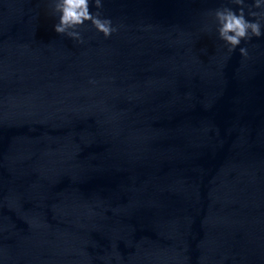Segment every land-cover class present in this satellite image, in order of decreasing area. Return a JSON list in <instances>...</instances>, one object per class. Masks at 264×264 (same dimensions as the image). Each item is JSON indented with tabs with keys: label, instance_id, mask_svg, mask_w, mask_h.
<instances>
[{
	"label": "water",
	"instance_id": "obj_1",
	"mask_svg": "<svg viewBox=\"0 0 264 264\" xmlns=\"http://www.w3.org/2000/svg\"><path fill=\"white\" fill-rule=\"evenodd\" d=\"M101 2L0 0V264H264V0Z\"/></svg>",
	"mask_w": 264,
	"mask_h": 264
},
{
	"label": "clouds",
	"instance_id": "obj_2",
	"mask_svg": "<svg viewBox=\"0 0 264 264\" xmlns=\"http://www.w3.org/2000/svg\"><path fill=\"white\" fill-rule=\"evenodd\" d=\"M241 7L238 11L224 7L215 11V18L218 23V34L220 39L225 41L232 51L240 44L242 39H250L251 36L259 37L261 35V24L259 20L250 21L245 18L244 2L245 0H233ZM97 9L103 7L101 0H93ZM90 0H54V11L59 13L58 23L53 25L54 31L60 34H66L82 42L79 26L84 25L85 21H90L94 28L109 37L116 28L112 26L110 18H102L101 13L90 11ZM253 7H261V0H254ZM253 17L264 16V13L249 11ZM242 55H247L246 48L241 47Z\"/></svg>",
	"mask_w": 264,
	"mask_h": 264
}]
</instances>
